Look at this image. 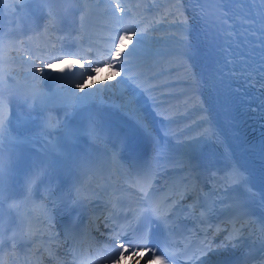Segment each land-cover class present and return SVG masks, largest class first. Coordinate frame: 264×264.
Returning a JSON list of instances; mask_svg holds the SVG:
<instances>
[{
  "label": "snow or ice",
  "instance_id": "6c2138e0",
  "mask_svg": "<svg viewBox=\"0 0 264 264\" xmlns=\"http://www.w3.org/2000/svg\"><path fill=\"white\" fill-rule=\"evenodd\" d=\"M20 0H15L14 3L8 5L5 0H0V11L8 8L10 11L18 12ZM42 7H44L48 14L50 23L55 26L58 20L56 11L53 7L55 0H36ZM91 3V0H86ZM103 2V0H101ZM210 3L218 5L219 10L223 13L224 17L229 16L231 13L227 11L226 5L235 2V0H209ZM256 3L257 0H252ZM260 8L257 10V18L252 20V24H258L260 29V71L264 72V0H258ZM126 9L120 0H115L114 15L124 13ZM179 11V9H178ZM170 13L166 12L163 16L155 18L150 21L143 32L135 31L132 29H125L121 32L116 30L115 34L111 36L110 49L107 55L111 57L110 61L104 63L103 61H96L95 58L89 54L88 58H82L75 55L73 51L77 47L76 44L66 45L64 41L68 39L72 34L69 33L60 41V53L58 56L48 55L45 58L47 49L42 50L41 55L33 56L32 54L26 55L24 60L28 62L29 71L28 76L34 81V87L31 91L25 93L20 99L23 103L29 107L27 116L17 118L15 122L4 111V106L0 104V246L3 244L5 236L4 221H3V205H4V189L6 178L13 175L17 167L24 162V149L29 145H34L36 141H45L43 151L53 152L58 156H63L64 152L60 146V139L67 141L69 144L76 143L80 137H87L93 142L103 143L105 142L107 133L105 129L98 123V121L90 116L87 123L83 125L73 124L67 119L61 120L59 118H53L50 114L45 116L44 113L49 109L43 104L44 97L47 95L43 89L45 83L48 81L62 82L66 79H70L63 75L66 68H74L77 65L81 68L87 66L91 69L87 73V80L83 79L75 81L74 84H68L70 96L64 99V104L71 108L73 111L77 109H83L87 107L91 102L95 100L98 93H103L108 90V86H112V81L116 77H121L122 72L114 70L117 66L120 67L123 72H127V57L122 56L125 49L129 48V44L133 42L135 37V44L141 45L149 38V32L158 30V25L169 23L168 16ZM182 15V13H181ZM123 17H119L122 19ZM83 22V18H82ZM176 23V20L170 21ZM181 27L178 29L179 36L177 40L176 55L181 60L187 54L189 50V44L187 41L186 33L188 31L187 20L180 21ZM138 27V25H137ZM48 28H45V32ZM131 32V34H129ZM21 43H23L21 41ZM9 47L15 45L9 42ZM4 43L3 37L0 35V83L3 82V63H4ZM91 47V45H89ZM55 49V45H53ZM67 49V50H66ZM136 49L133 47L129 50L128 55H133ZM39 60L40 65L37 66L35 61ZM66 65V67H61ZM107 68L110 71V75L105 78L106 87L95 86L94 90H90L89 82L95 79L93 74L100 73L103 68ZM60 73V75H50V73ZM72 75H75L74 73ZM170 76V74H169ZM122 82V81H121ZM141 91L149 94L150 98L154 102V107L158 109L157 114L163 115L166 120L176 121L180 117L188 115L187 109L181 110L178 105L172 104V99L178 94H182V90L177 87L172 79H159V74L153 75L150 78H145L143 84H138ZM64 85L61 84L63 89ZM76 89L79 91L77 92ZM159 92V95L155 93ZM31 102V103H29ZM113 107L121 108L129 118L133 119L136 126L143 130L145 134L152 139L153 142V162L156 166V171H153L151 167L146 169H138L133 172H129L126 176L125 182L131 188H135L142 194L144 203L142 205H135L124 207L120 203L119 197H114L109 200L111 209L109 215L105 218L106 226L109 227V237L106 241V246L102 250V259L107 264H175V258L177 252L171 250L170 246L165 243L162 247L157 241L156 236L153 234L152 229L154 226L163 225L166 230L169 231V235H174L171 231V226L176 223L174 219L177 204L168 203L169 198L167 196L154 198V193L157 191L155 187V180L159 177L160 172L166 171L168 167L183 166L184 161L175 160L171 158L169 153L172 149L168 145H162L161 142L152 136L150 128L144 122L142 116H140V109L136 103L135 94L124 98L123 103L113 104ZM33 112L38 113L40 120V131L37 134H27L20 129L24 128L31 120ZM67 116V113H66ZM203 119H207L204 117ZM185 128L191 130V125H185ZM62 134V135H61ZM167 135V133H165ZM180 135H187L184 129H180ZM199 135L206 139L214 138L212 129L205 128ZM219 139V137H215ZM180 143L181 141H177ZM123 144V141H121ZM118 153L114 150L112 153V161L114 164H118ZM52 173L51 163L47 160H41L39 162H33L30 172L25 175V190L26 199H30L33 196L34 190L40 184L45 177H50ZM247 176L240 171L235 165H233L230 172L226 173L220 178V186L227 189L232 184L246 183ZM103 190H107L106 186H101ZM75 190L76 197L75 203H81L80 188L78 184H74L73 188L69 190L68 199H73L72 191ZM43 195L51 201V209L45 206V214L51 219L50 212L59 207L65 202L64 196H56L54 186L49 183L44 188ZM94 195V194H93ZM211 194H209L210 196ZM207 199V198H206ZM230 207L239 209L240 205L236 202H232ZM107 207V205H106ZM195 208V205L191 206ZM10 208L19 210V204L13 201L10 204ZM211 207L205 209L200 214V221H205ZM194 215V213H191ZM217 231L220 228L217 227ZM38 234L37 230H33L31 221L21 217L19 230L13 229L7 239L11 242L13 250L16 248L17 243L25 239H34ZM240 234V229L233 227L232 232L228 234L226 239L232 240L236 235ZM224 245H218L215 248L212 245L211 240H202L199 247L188 254V245H185L184 250L179 252L180 256H184L189 264H204L202 258L206 257L209 253L217 251L219 248H223ZM49 255H53L51 249H48ZM74 264H84L82 259H78L75 249L71 250ZM0 264H4L2 258H0Z\"/></svg>",
  "mask_w": 264,
  "mask_h": 264
},
{
  "label": "bare ground",
  "instance_id": "6f19581e",
  "mask_svg": "<svg viewBox=\"0 0 264 264\" xmlns=\"http://www.w3.org/2000/svg\"><path fill=\"white\" fill-rule=\"evenodd\" d=\"M30 1L32 0H20L19 4H17V7H19L18 12L10 11L8 8L3 9L2 12L4 15L11 16V19H15L21 15L22 7L25 6ZM192 1L194 0H183L182 3L176 4L175 9L171 11L170 15L168 16L169 23L158 25L157 26L158 30L150 31L148 34L150 39H146L143 44L136 45L135 40L129 44V47L131 49L135 47V49H142V50H145L146 52H153V49H156L157 45L170 46L171 48H166L164 50V52H168V56L170 52L174 53L169 58L168 62L173 63V62L178 61L179 65L176 67L169 65L166 70L159 71L153 75H156V74L160 75V74H165V73L168 74V76L163 77L162 80L163 79H172V80L176 79L177 82L176 81H173V82L177 87H179L182 90V92L189 91L191 88L194 87V84H193V79H194L193 71L194 70H193L192 64H187L184 61V58L181 60L180 58L177 57L176 50H177L178 44H177L176 38L179 36L178 29L181 27L180 25L181 20H184V19L187 20V23H188L187 33L193 32V29L195 28V22L193 19L194 14L191 10ZM5 2L8 5H11L12 3L15 2V0H5ZM185 7H187V9H185ZM201 7L205 9V6H201ZM193 11H196L197 15H199L200 21H199L198 26L200 27V29L207 30L208 28L207 16L204 13L200 12L198 9H194ZM172 20H176V23H171L170 21ZM144 29H140L139 31L143 32ZM153 59L155 60V62H158L162 58L153 57ZM7 60H10V59H7ZM144 61L145 59H140L139 64H142ZM17 62H22V61H17ZM86 70H91V69L89 68ZM127 70L130 72V68H127ZM5 71L14 75L17 78L20 77L19 82L21 83L26 81V79L30 78V76H28L29 68L27 69L25 74L23 73L24 75L22 74L21 76H17V72H18L17 68H7L6 67ZM93 75L95 76V79L89 82L90 90H94L95 86H98L101 88L106 87L104 81H105V78L109 76V74L104 70V68L100 73L93 74ZM129 75H130L131 80L133 81L138 80V77L135 76L138 74L134 75L133 73L130 72ZM84 80H87V75ZM179 80H182V81H179ZM138 83L140 84V81ZM112 84H115L114 81H112ZM124 90L125 89L123 87L116 85V84L112 86H108V90H106L103 93H98L95 99L97 100L103 99L104 101L121 104L123 103L124 98H126ZM76 91L78 92L79 90L76 89ZM58 92L59 94L62 92L63 100L70 96L68 88L65 90L58 89ZM45 93L47 95L44 97V100H43L44 105H46V102L49 100V95L51 94V92L45 91ZM196 112L197 111L190 113L189 115H187V117L191 116L192 114H195ZM180 118L182 119L179 121V123L182 122L184 117H180ZM193 127H194V124H191V130H188L187 128H181V129H184L187 135H180V130L176 132L175 134L176 144L172 147H169L170 149H172L171 152L178 154V155H189L193 153L194 151H196L197 146L204 140V138L199 135V133H201L204 129L193 131ZM178 140L181 142L178 143L177 142ZM25 218L31 221L29 215H26Z\"/></svg>",
  "mask_w": 264,
  "mask_h": 264
}]
</instances>
